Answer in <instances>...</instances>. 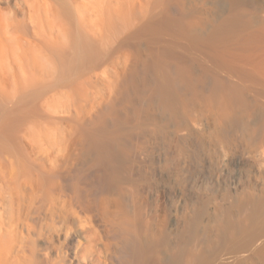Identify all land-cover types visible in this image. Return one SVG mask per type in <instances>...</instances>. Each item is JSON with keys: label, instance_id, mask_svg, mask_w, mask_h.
I'll list each match as a JSON object with an SVG mask.
<instances>
[{"label": "bare ground", "instance_id": "6f19581e", "mask_svg": "<svg viewBox=\"0 0 264 264\" xmlns=\"http://www.w3.org/2000/svg\"><path fill=\"white\" fill-rule=\"evenodd\" d=\"M3 1L16 6H0V264L205 263L213 248L208 229L173 244L171 223L147 213L144 192L154 159L171 157L183 138L177 121L185 93L208 104L217 99L223 111L230 106L231 85L212 77L207 87V73L196 74L190 57L208 50L210 7L194 0ZM117 45V59L106 60ZM97 68L113 70L104 98L95 91ZM88 90L95 104L84 109ZM135 98L156 102L167 119L156 124ZM42 129L46 138L56 131L54 146L24 145ZM147 135L161 138L164 152L147 146ZM262 197L240 196L236 213L216 218V238L245 231ZM45 208L55 240H42Z\"/></svg>", "mask_w": 264, "mask_h": 264}, {"label": "rangeland", "instance_id": "374dc122", "mask_svg": "<svg viewBox=\"0 0 264 264\" xmlns=\"http://www.w3.org/2000/svg\"><path fill=\"white\" fill-rule=\"evenodd\" d=\"M194 2L197 6L205 4L210 7L208 14L213 19L207 27L208 50L190 52L195 63L194 71L196 74L207 73V87H211L212 77L229 83L232 100L226 112L217 99L208 104L194 98L191 92L185 93L186 107L179 111L177 121L183 138L173 149L171 157L161 155V159L155 158L153 164L150 162L149 168L153 166L154 171L147 173L145 179L146 211L155 214L156 221L171 223L172 233L177 235L173 244L186 237L197 239L208 229L213 250L205 263L200 261L197 264H264V124L261 123L264 117V0ZM0 6L13 10L16 2L3 1ZM118 55L117 45L107 52L105 58L116 60ZM96 71L97 98L99 95L104 98L108 94L106 84L113 70L97 68ZM87 96L80 101L84 109L95 104V93L88 90ZM135 99L148 116L155 117L156 124L167 119L156 102ZM104 105L105 101L96 108ZM45 133L44 129L31 133L30 137L23 139L24 145L54 146L56 131L49 133L50 139ZM143 140L153 150L164 152L165 144L161 138L153 139L147 135ZM3 181L0 169V197ZM22 188L27 200L29 190L26 186ZM245 191L256 193L260 199L263 196L259 216L236 237L217 239L212 228L216 218L224 216L229 209L236 213L233 204ZM45 210L42 240L47 237L55 240L59 235L52 231L50 215ZM57 220L59 218L55 217L54 222ZM151 263L157 264L156 259Z\"/></svg>", "mask_w": 264, "mask_h": 264}]
</instances>
